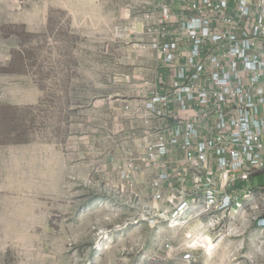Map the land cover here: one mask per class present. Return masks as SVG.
I'll list each match as a JSON object with an SVG mask.
<instances>
[{
	"label": "rangeland",
	"instance_id": "1",
	"mask_svg": "<svg viewBox=\"0 0 264 264\" xmlns=\"http://www.w3.org/2000/svg\"><path fill=\"white\" fill-rule=\"evenodd\" d=\"M140 1L0 0V264H111L107 230L149 227L124 180L155 70Z\"/></svg>",
	"mask_w": 264,
	"mask_h": 264
},
{
	"label": "built area",
	"instance_id": "2",
	"mask_svg": "<svg viewBox=\"0 0 264 264\" xmlns=\"http://www.w3.org/2000/svg\"><path fill=\"white\" fill-rule=\"evenodd\" d=\"M150 2L138 48L154 81L123 106L145 151L124 165L125 189L142 196L140 222L171 232L164 258L199 264L239 219L264 228V189L241 190L264 172V0Z\"/></svg>",
	"mask_w": 264,
	"mask_h": 264
},
{
	"label": "crops",
	"instance_id": "3",
	"mask_svg": "<svg viewBox=\"0 0 264 264\" xmlns=\"http://www.w3.org/2000/svg\"><path fill=\"white\" fill-rule=\"evenodd\" d=\"M255 175L257 177L260 174ZM258 189L264 187L254 186L251 182L245 184L243 189ZM238 233L231 237L219 240L216 245V250L211 257H203L199 264H264V228H259L256 222L244 221L239 219ZM158 233V235L156 234ZM171 232L164 228V232H157L150 227L141 226L130 229L120 238L110 231H106V237L109 241L106 244L107 253L110 250L111 240L115 236V246L120 248L116 250V255L112 254L111 264H159L158 261H150L148 255L156 253L159 249L161 240L166 239ZM144 245L147 247L145 250ZM150 247V248H149ZM146 257H145V256ZM160 257V254H158ZM162 264H181L175 261H167Z\"/></svg>",
	"mask_w": 264,
	"mask_h": 264
},
{
	"label": "bare ground",
	"instance_id": "4",
	"mask_svg": "<svg viewBox=\"0 0 264 264\" xmlns=\"http://www.w3.org/2000/svg\"><path fill=\"white\" fill-rule=\"evenodd\" d=\"M205 245H206V248L208 249V251H210V249H212V247H213V243L212 242H209L208 240L206 241V244Z\"/></svg>",
	"mask_w": 264,
	"mask_h": 264
}]
</instances>
